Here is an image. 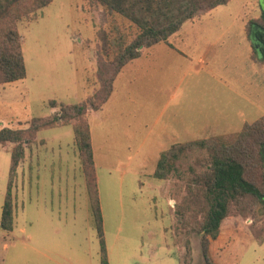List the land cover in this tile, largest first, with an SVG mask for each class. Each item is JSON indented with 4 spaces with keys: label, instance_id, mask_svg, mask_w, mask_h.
I'll list each match as a JSON object with an SVG mask.
<instances>
[{
    "label": "rangeland",
    "instance_id": "1",
    "mask_svg": "<svg viewBox=\"0 0 264 264\" xmlns=\"http://www.w3.org/2000/svg\"><path fill=\"white\" fill-rule=\"evenodd\" d=\"M262 11L260 0H231L186 22L167 43L126 65L107 103L88 113L109 264H181L179 247L187 242L192 264H204L201 237L174 231L188 175L163 181L153 172L172 145L237 134L264 116V65L252 59L244 31ZM33 14L17 25L26 73L0 85V130L57 113L51 102H87L99 89L98 34L108 36L110 55L135 34L92 0H53ZM9 147L0 150V218ZM27 149L12 189L13 230H0V264H100L72 127L42 131ZM202 157L181 159L180 173ZM251 225L224 221L221 232L237 234L223 247L226 264H264V243L253 240Z\"/></svg>",
    "mask_w": 264,
    "mask_h": 264
},
{
    "label": "trees",
    "instance_id": "2",
    "mask_svg": "<svg viewBox=\"0 0 264 264\" xmlns=\"http://www.w3.org/2000/svg\"><path fill=\"white\" fill-rule=\"evenodd\" d=\"M231 0H92L107 16H118L130 24L135 34L127 44L107 54L108 36L98 34L101 49L97 54L99 89L87 102L62 105L51 102L58 112L46 118L31 120L27 128L0 130V149L9 147L10 167L6 193L1 208L0 230L11 232L14 227L15 177L26 150L36 143L38 133L63 126H71L85 179L91 216L100 247V264H109L102 229L96 169L91 143L90 111L97 112L107 103L113 83L122 69L138 59L142 51L160 43H167L186 22L206 15ZM53 0H0V85L14 83L25 77L22 38L18 23L32 17ZM264 3V0H260ZM32 15V16H31ZM103 16L102 21L105 22ZM251 44L252 59L264 65V11L245 26ZM103 43V44H102ZM192 153L204 157L180 173L178 163ZM188 175L185 195L177 204L174 216L175 234H196L201 237L204 264H216L210 255V243L217 240L224 221L231 218L251 219L250 234L258 244L264 243V117L244 124L237 134L212 137L187 143H177L162 152L153 177L169 180ZM176 243V242H175ZM182 250L181 264H192L190 243Z\"/></svg>",
    "mask_w": 264,
    "mask_h": 264
},
{
    "label": "crops",
    "instance_id": "3",
    "mask_svg": "<svg viewBox=\"0 0 264 264\" xmlns=\"http://www.w3.org/2000/svg\"><path fill=\"white\" fill-rule=\"evenodd\" d=\"M263 65V64H262ZM264 117V116H263ZM262 118V117H261ZM260 119V118H259ZM258 119V120H259ZM90 124V123H89ZM90 133H91V131H90ZM91 143H92V141H91ZM2 149V148H1ZM0 149V150H1ZM92 149H93V147H92ZM93 157H94V152H93ZM235 231H233V229H232V231H230L229 233H228V235L227 236H225V234L223 233V232H221L220 233V235H219V237L217 238V240H215V241H213V242H211V244H210V255H211V258L213 259V261L216 263V264H226V258H224V248L223 247H225L226 245H227V243L230 241V243H231V241L232 240H234L235 239V237H236V235H235ZM180 250V252L182 251L181 249H179ZM222 262V263H221ZM193 263V262H192Z\"/></svg>",
    "mask_w": 264,
    "mask_h": 264
}]
</instances>
